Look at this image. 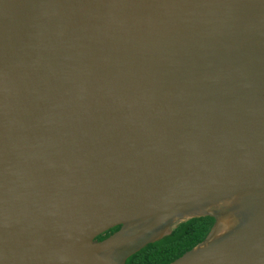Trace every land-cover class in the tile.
Instances as JSON below:
<instances>
[{
	"label": "water",
	"instance_id": "95a60500",
	"mask_svg": "<svg viewBox=\"0 0 264 264\" xmlns=\"http://www.w3.org/2000/svg\"><path fill=\"white\" fill-rule=\"evenodd\" d=\"M204 215L165 264H264V0H0V264Z\"/></svg>",
	"mask_w": 264,
	"mask_h": 264
},
{
	"label": "trees",
	"instance_id": "16d2710c",
	"mask_svg": "<svg viewBox=\"0 0 264 264\" xmlns=\"http://www.w3.org/2000/svg\"><path fill=\"white\" fill-rule=\"evenodd\" d=\"M213 218L208 215L189 218L179 222L169 234L149 242L130 254L124 264H165L200 241L211 226ZM118 228L112 226L96 238L101 239Z\"/></svg>",
	"mask_w": 264,
	"mask_h": 264
}]
</instances>
